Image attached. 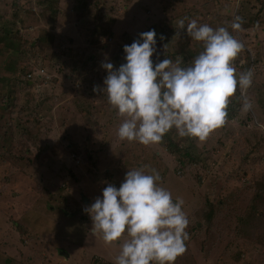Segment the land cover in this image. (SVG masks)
I'll use <instances>...</instances> for the list:
<instances>
[{"label":"rangeland","instance_id":"obj_1","mask_svg":"<svg viewBox=\"0 0 264 264\" xmlns=\"http://www.w3.org/2000/svg\"><path fill=\"white\" fill-rule=\"evenodd\" d=\"M241 1L0 0V99L10 95L6 106L0 101V264H115L126 233L106 245L90 233L92 221L83 209L108 183L119 188L128 170L151 163L159 186L174 202L183 199L186 231H192L175 264H264V209L242 224L255 183L264 182V136L256 134L259 140L250 144L240 135L246 128L264 133V1ZM15 11L20 20L12 24ZM235 15L242 18L239 30L231 28ZM185 17L228 28L243 45L238 66L255 74L240 95L244 102L224 124L226 136L217 128L200 142L172 129L155 145L121 141L124 117L106 94L93 92L104 86L101 65L149 28L164 37L156 42L159 57L174 52L171 28ZM96 26L102 35L93 34V46ZM188 37L186 66L203 51ZM38 120L44 126L36 141L19 143L18 130ZM185 150L195 164L188 165ZM206 198L219 205L209 225L201 219Z\"/></svg>","mask_w":264,"mask_h":264},{"label":"clouds","instance_id":"obj_2","mask_svg":"<svg viewBox=\"0 0 264 264\" xmlns=\"http://www.w3.org/2000/svg\"><path fill=\"white\" fill-rule=\"evenodd\" d=\"M186 20H177L180 31L174 37L179 39L183 32L203 45L189 66H181L182 58L175 62L165 58L153 66L154 30L124 46L126 62L118 68L112 62L101 65L107 73L104 86H94L93 92L106 94L108 104L124 117L117 132L121 141L155 145L175 129L180 137L203 142L226 123L229 99L237 87L251 86V70L236 75L232 62L243 45L228 28ZM241 22L236 17L231 28L239 30ZM160 180L155 169L150 174L143 168L128 170L119 188L108 183L101 196L84 207L92 221L90 233L106 245L126 233L115 264H175L186 252L190 236L184 201L177 197L174 202L171 193L159 186Z\"/></svg>","mask_w":264,"mask_h":264},{"label":"trees","instance_id":"obj_3","mask_svg":"<svg viewBox=\"0 0 264 264\" xmlns=\"http://www.w3.org/2000/svg\"><path fill=\"white\" fill-rule=\"evenodd\" d=\"M51 1V0H50ZM245 1H249V0H245ZM256 1H258V2H260V4L264 1V0H256ZM241 0H239V4H241ZM240 6V5H239ZM239 6L237 7L238 8V10H239ZM56 14H57V12L55 11V10H53L52 11V13H51V15L53 16V17H55L56 16ZM13 16L15 17L14 18V23L12 22V24H15L18 20H20L19 18H18V15H16V11H15V13H13ZM99 19H101V16L99 17ZM99 26H96L95 27V29H93V32L91 33V39H90V44L91 45H95L96 43H97V41H98V39H95V36H93V34L95 35L96 33L97 34H100L101 33V28H100V30H99ZM150 30H154L153 28H149L146 32H148V31H150ZM171 30L173 31V32H175V34H176V31H179L178 29H176V28H174V27H172L171 28ZM156 33V37H155V39H156V42L158 41V40H160V37L161 36H163L162 34L161 35H158V32H155ZM100 35H102V34H100ZM111 36V32L110 33H108L107 35H105V34H103V37H107V38H109ZM140 37H137V38H131L129 41H128V43L126 44V45H131L135 40H138ZM142 42V41H141ZM192 42L190 41V38L186 35V34H184V36L183 37H181V35H180V37H179V39H177V41H176V44L173 46V48H174V52H172V53H170L168 50H166L167 52V54H163L162 53V58L163 57H166V58H168V59H171V60H173V62H175L176 61V59L177 58H182V60L185 58V50H187V51H189V49L190 50H192V47H190V46H192V44H191ZM198 43V42H197ZM125 46V45H124ZM124 46L120 49H118L117 50V52H116V55L113 57V58H111L108 62H112L113 63V65H114V67L115 68H118L120 65H122V64H124L126 61H125V53H124V51H123V48H124ZM157 46V45H156ZM194 47V46H193ZM34 48V46L33 47H31V49H33ZM197 50H200V47H198L197 46ZM160 53H158L157 51H156V53H154V55H153V57H151V59L153 60V66L155 67V64L156 63H158L159 61H161L159 58H161V57H159L160 55H159ZM240 56H237L236 58H235V60L232 62V64H233V66L236 68V75L237 76H239V74H240V72H241V68H242V65L241 66H238V64H239V60H240ZM253 63L254 64H257L258 63V61L257 60H255V61H253ZM252 63V64H253ZM182 67L183 66H186V62L185 63H183L182 65H181ZM78 67V66H77ZM77 67H75L74 68V70L73 71H75V73L76 74H78V69H77ZM243 69V68H242ZM243 70H245V69H243ZM245 71H247V70H245ZM21 72H23V71H21ZM28 74V73H27ZM26 74V75H27ZM254 75L255 74H253V77H252V82L254 81ZM21 77H22V74H21ZM27 83H26V85H28L29 86V84H28V80L26 81ZM249 90V89H248ZM242 92H243V89H240L239 88V86L237 87V90H236V92H235V94L229 99V103H228V107H227V109H226V111H227V118H226V121H230V120H232L235 116H236V111L240 108L239 106H241L242 104H241V102L243 101L244 102V100H242V98L240 97V95L242 94ZM10 97V95L8 94V95H6V96H4V95H2V97H1V99H0V101L1 102H3L4 103V105L6 106V103H8V102H6V99H8ZM237 97V98H236ZM241 104V105H240ZM11 109V107L9 108V110ZM18 113H20V112H18ZM11 118H12V116H10ZM235 119V118H234ZM40 120H43V119H40ZM40 120H38L37 122H36V125L35 126H33V127H30V128H28L27 126L26 127H23V129L20 131V129L18 130V132H20V134L18 135V139L17 140H21L19 143H23L24 141H25V143L26 142H28V141H36V136H37V133L39 132V130H40V128L42 127V126H44V124L43 123H41L40 122ZM12 125L13 126H15V124H13L12 123ZM219 129L220 130H222L223 132H225V136H226V130H225V128H224V125L222 126V127H219ZM245 131H248L247 132V134H245L244 132H241L240 133V135L241 136H243V137H245V135L248 137L247 139H250V140H248L247 142H250V144L251 143H255V141H257V140H259V137L257 136L258 135V133H260L261 134V136H264V133L262 132V131H260V130H256V129H248V128H246L245 129ZM13 134L15 135V129L13 130ZM257 134V135H256ZM163 139H165V136L163 137ZM41 140V139H40ZM167 141H168V138H167ZM13 143L15 144L16 143V138L13 140ZM18 143V144H19ZM41 143V142H40ZM16 145V144H15ZM168 149L169 150H173V146L171 145V144H169L168 143ZM178 148V147H177ZM132 150L133 148H127V150ZM133 153V150H132V152L131 153H128V154H132ZM182 155H183V157H184V159L186 160V162H188V165H192V164H195L196 163V160L188 153V151L187 150H185V151H182ZM132 159H134V158H132ZM140 159H144V158H140ZM140 159H138V162H139V164L141 165L142 163V165H144V163H146V161L145 160H140ZM141 168H143L144 169V171L146 172V173H149L150 174V170L151 169H155V167H154V165L151 163L150 164V167L149 166H144V167H142V166H140ZM156 170V169H155ZM127 173V172H126ZM220 204V203H219ZM219 205L218 204H215L214 205V203L213 202H211V201H209L207 198H206V200H205V209H204V211H203V213H202V215H201V219H202V221H203V223H205V224H210V223H212V219L215 217V216H217L218 215V213L216 214V212L218 211L217 210V207H218ZM250 209H249V211L247 212V214H246V216L244 217V219H243V221H242V224H244V223H246L247 221H246V219H248V218H252L251 220H254L255 218V216H256V214H258L257 212H258V210H260V209H264V182H262V181H259V182H256L255 183V194L253 195V197L251 198V204H250ZM248 210V209H247ZM262 216H264V214H263V212H262V215H261V217ZM261 217L260 218H257L256 219V223H255V225L254 226H256V224H257V221H259V220H261ZM247 225V224H246ZM245 225H242L241 227H244ZM253 226V227H254ZM252 227V228H253ZM264 228V219H263V222H262V224H261V226H260V229L261 228ZM252 228H250V230L252 229ZM241 231V234H244L246 237H248V236H251V235H249V234H245V232L242 230V229H240ZM189 233H192V231H190V229H189ZM237 235L239 234L238 232L236 233ZM239 255V254H238Z\"/></svg>","mask_w":264,"mask_h":264},{"label":"water","instance_id":"obj_4","mask_svg":"<svg viewBox=\"0 0 264 264\" xmlns=\"http://www.w3.org/2000/svg\"><path fill=\"white\" fill-rule=\"evenodd\" d=\"M82 201H83V203H87V200L84 198V197H82ZM66 256V255H65Z\"/></svg>","mask_w":264,"mask_h":264},{"label":"built area","instance_id":"obj_5","mask_svg":"<svg viewBox=\"0 0 264 264\" xmlns=\"http://www.w3.org/2000/svg\"><path fill=\"white\" fill-rule=\"evenodd\" d=\"M234 17L236 18L237 16L235 15ZM233 20H235V19H233Z\"/></svg>","mask_w":264,"mask_h":264}]
</instances>
